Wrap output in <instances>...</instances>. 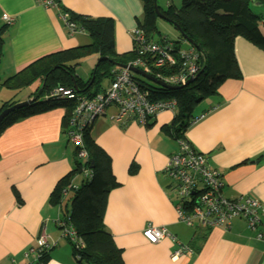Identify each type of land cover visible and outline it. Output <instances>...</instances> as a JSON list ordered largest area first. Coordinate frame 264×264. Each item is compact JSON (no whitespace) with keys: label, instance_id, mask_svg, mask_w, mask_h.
Wrapping results in <instances>:
<instances>
[{"label":"crops","instance_id":"1","mask_svg":"<svg viewBox=\"0 0 264 264\" xmlns=\"http://www.w3.org/2000/svg\"><path fill=\"white\" fill-rule=\"evenodd\" d=\"M168 3L158 5L163 9ZM68 11L111 18L116 52L133 51L131 30L143 17L141 0H58L56 7L36 0H0V18H13L3 33L0 107L14 95L1 85L7 77L43 55L90 41L84 31L68 32L61 14ZM234 51L241 77L226 79L216 93L195 106L194 114L200 118L184 136L218 171L223 195L248 196L264 205V51L242 37L235 39ZM96 58L91 54L84 59L93 66ZM76 75L83 80L77 69ZM33 84L14 99L32 97ZM64 112L60 106L51 108L12 123L0 134V264H30L35 254L28 249L35 245L40 227L47 235L44 264H87L75 260L71 243L60 236L56 224L60 210L69 207L70 186L60 207L49 199L55 184L76 162L75 147L64 131ZM114 114L113 106H107L89 128L109 155L119 183L108 193L103 221L122 250L124 264H264V242L254 238L255 231L243 218L207 228L188 227L178 220V198L164 172L176 150L175 141L163 130L173 112L162 110L146 124L117 121ZM81 170L72 178L73 185L80 183ZM148 223L167 228L174 238L150 243L142 235ZM178 243L192 250L173 256Z\"/></svg>","mask_w":264,"mask_h":264},{"label":"trees","instance_id":"2","mask_svg":"<svg viewBox=\"0 0 264 264\" xmlns=\"http://www.w3.org/2000/svg\"><path fill=\"white\" fill-rule=\"evenodd\" d=\"M55 1L58 4V0ZM255 2L259 5H255ZM141 3L143 17L137 26L143 30L147 40H153L158 34L153 0H141ZM255 7L264 10V0H181L179 7L171 3L163 9L159 7L164 19L178 26L180 30L179 37L171 40L174 52L179 50L180 42L185 41L183 36L191 39L197 53V72L200 71L192 82L174 89L162 88L143 77L134 76L150 91V97L175 99L172 120L163 129L173 140L184 136L188 126L197 117L194 108L200 101L216 93L226 79L241 77L234 51V41L237 37L244 38L264 51V13L255 11ZM68 15L78 30L88 34L90 41L43 55L1 83L5 88L12 90L14 95L2 103L0 111L18 102L14 96L30 83L34 84L30 93L33 97L31 103L6 114L0 121V134L7 126L20 119L59 106L65 110L63 124L66 131L75 101L47 97L46 94L58 85L74 87L84 95L95 93L103 88L101 83L104 78L112 77V70L117 68L115 63L122 64L136 58L134 49L126 55L116 52L111 18L90 17L69 11ZM7 25L8 23L0 18V58L3 33ZM160 39L167 40L162 37ZM91 54L97 58H106L98 65L94 64L95 68H92L87 80H81L76 75V68ZM176 57L179 60V56ZM150 58L153 59L152 55ZM180 66L174 64L159 69L151 67L149 73L154 77H164L177 72ZM86 127L88 128L82 130L85 159L81 160L76 156L73 170L58 180L50 192L49 199L53 205H61L64 200L63 190L73 186L71 180L81 173L82 167L88 168V174L82 172L80 183L69 188L72 192L68 200L69 207L60 210L61 215L68 214V223L83 242L82 247L78 248L69 241L73 256L78 263L124 264L122 250L114 243L103 221L108 193L119 183L112 174L109 155L95 142L89 126ZM130 172H133L131 168ZM47 257L46 249L42 251L40 259L44 263Z\"/></svg>","mask_w":264,"mask_h":264},{"label":"built area","instance_id":"3","mask_svg":"<svg viewBox=\"0 0 264 264\" xmlns=\"http://www.w3.org/2000/svg\"><path fill=\"white\" fill-rule=\"evenodd\" d=\"M45 7H56L55 0H36ZM69 33L77 31L76 25L69 19L68 13H61ZM3 21L10 24L13 18L3 16ZM80 31V30H79ZM133 49L136 58L131 64L112 70L106 86L95 93L84 95L78 93L74 87L58 85L49 91L47 97H60L74 100L75 104L68 119L66 129L67 140L75 147L76 156L84 160L82 130L92 121L103 115L107 106L115 108L114 117L117 121L127 119L136 120L146 124L148 118L153 117L162 110L174 111L176 101L171 98L156 99L150 97V91L143 87L128 67H135L147 73L153 65H166L167 67L180 64V69L170 75L158 77L170 85H181L193 77L197 70V53L193 48L174 52L171 41L162 39L158 41L147 40L144 32L135 27L131 30ZM152 55V58L150 56ZM176 55L179 56V60ZM141 56V57H139ZM178 61L180 63H178ZM200 115L195 117L197 121ZM176 150L168 157L164 172L173 181L177 196L176 212L178 220L188 227L228 226L233 218H243L249 229L254 230V238L264 242V205L251 197L239 196L229 199L223 195V181L216 169L210 167L204 155L197 151L186 138L174 140ZM88 168L83 169L88 174ZM75 187V185L70 186ZM68 188L64 189V194ZM68 214L59 215L56 224L60 229V236L80 248L82 239L77 235L72 225L68 223ZM142 235L150 243H155L163 237L174 236L163 226H154L148 223L142 230ZM47 235L40 227L36 243L28 250L35 254L30 264H44L40 259L42 251L47 247ZM187 244L178 243L173 256L182 252L191 251ZM27 254V253H26Z\"/></svg>","mask_w":264,"mask_h":264},{"label":"rangeland","instance_id":"4","mask_svg":"<svg viewBox=\"0 0 264 264\" xmlns=\"http://www.w3.org/2000/svg\"><path fill=\"white\" fill-rule=\"evenodd\" d=\"M165 2H166V0H157V4H165ZM168 2H170L172 5L174 4V5H176L177 7H179L180 6V2L179 3H176V1L175 0H168ZM158 7H160V5H158ZM161 8V7H160ZM165 8V7H164ZM255 11H260V12H263L264 13V10H262L261 8H257V7H255ZM3 20V19H2ZM155 26H156V28H157V30H158V36L157 37H163V36H165L166 38H167V40H175V38H178V34H179V32L176 30V28L174 27L175 25H173L172 23H170V22H168L167 20H165V19H163V18H161V17H157L156 16V18H155ZM136 27H138V26H136ZM139 28V27H138ZM139 29H141V28H139ZM142 30V29H141ZM143 31V30H142ZM185 40V39H184ZM189 48H193L194 50H195V48H194V45H190L186 40L185 41H181L180 42V47H179V49L180 50H187V49H189ZM135 50V49H134ZM139 57H141V56H139ZM96 60H97V58H96ZM133 61H126V62H124V63H122V64H124V65H128V64H131ZM96 63V62H95ZM94 66V65H93ZM92 65H90L89 63H87V62H85V59H83L82 60V62L77 66V72H78V74L82 77V79L83 80H87V78H88V74H89V72H90V70H91V67H93ZM153 67H155V68H157V69H159V68H162V67H166L167 68V66L166 65H160V66H157V65H153L152 66V68ZM199 68V67H198ZM197 73V72H196ZM155 77H160V76H158V75H156ZM145 79H147V78H145ZM160 79V78H159ZM148 80V79H147ZM150 81V80H149ZM3 82V81H2ZM106 83H107V79L106 78H104L103 79V81H102V86H104V85H106ZM43 86V83L41 84V87ZM40 87V88H41ZM26 91V90H25ZM25 91H23L22 93H24ZM26 92H28V90L26 91ZM78 93H80V92H78ZM46 95H48V93L46 94ZM210 97V96H209ZM208 97V98H209ZM31 98V97H30ZM163 98H169V99H171L172 97H163ZM208 98H206V99H208ZM157 99V98H156ZM159 99H162V98H159ZM174 99V98H173ZM206 99H204L205 101H206ZM204 102L202 101L201 102V104H199V105H202ZM114 108V107H113ZM115 109V108H114ZM117 120V119H116ZM89 127H90V125H88ZM84 128H88V127H84ZM84 128H83V131H84ZM83 131H82V133H83ZM65 133H66V131H65ZM182 138H186L185 136H183Z\"/></svg>","mask_w":264,"mask_h":264},{"label":"water","instance_id":"5","mask_svg":"<svg viewBox=\"0 0 264 264\" xmlns=\"http://www.w3.org/2000/svg\"><path fill=\"white\" fill-rule=\"evenodd\" d=\"M255 5H259V3H258V2H255ZM153 7H154V10H155V14H156V16H157V17H161V18L164 19L163 15L161 14V11H160V9H159V7H158L157 0H153ZM173 25H175V24H173ZM174 27H175L176 30L180 33V30H179L178 26L175 25ZM183 37H184V39H185L190 45H193V42H192L191 39H188V38H186L185 36H183ZM105 58H106V57H98L97 60H96V63H95V64L98 65V63H99L101 60L105 59ZM114 65H116V66H121V67L126 66V65H124V64H118V63H115ZM94 68H95V67H94ZM128 68H129L130 71L135 72V73H138L139 75L143 76L144 78H147V79L150 80L151 82H153V83L159 85V86L162 87V88H166V89H174V88H177V87L183 86V85H185V84H187V83H190V82H192V81L197 77V75H198L199 72H200V71H198L193 77L188 78V79L185 81L184 84H181V85L176 86V85H170V84L166 83L165 81H163V80H161V79H159V78H157V77H154V76H152L150 73H147V72H145V71H143V70H141V69H138V68H135V67H128ZM32 100H33V97L28 98V99H25V100H22V101H18V102H16V103H14L13 105L8 106V107L2 109V110L0 111V121H1V119H2L6 114H8L9 112L13 111V110L16 109V108H20V107H23V106H25V105L30 104Z\"/></svg>","mask_w":264,"mask_h":264}]
</instances>
